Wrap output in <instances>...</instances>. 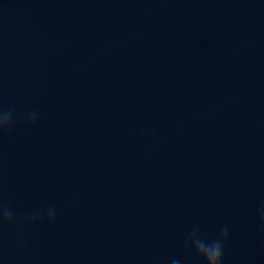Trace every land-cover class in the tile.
<instances>
[{
	"label": "water",
	"instance_id": "obj_1",
	"mask_svg": "<svg viewBox=\"0 0 264 264\" xmlns=\"http://www.w3.org/2000/svg\"><path fill=\"white\" fill-rule=\"evenodd\" d=\"M5 113L0 264H264V0H0Z\"/></svg>",
	"mask_w": 264,
	"mask_h": 264
},
{
	"label": "clouds",
	"instance_id": "obj_2",
	"mask_svg": "<svg viewBox=\"0 0 264 264\" xmlns=\"http://www.w3.org/2000/svg\"><path fill=\"white\" fill-rule=\"evenodd\" d=\"M10 118L9 116L5 114H0V126H3L7 128L9 126ZM51 215H54V212L50 213ZM205 251L208 255H214L216 252L219 251V249L213 247V246H208L204 245ZM214 264H223V254L222 252L220 253L219 259L214 262Z\"/></svg>",
	"mask_w": 264,
	"mask_h": 264
}]
</instances>
